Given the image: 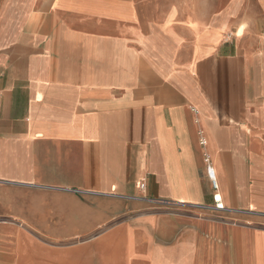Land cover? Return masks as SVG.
Returning a JSON list of instances; mask_svg holds the SVG:
<instances>
[{"label":"crops","instance_id":"1","mask_svg":"<svg viewBox=\"0 0 264 264\" xmlns=\"http://www.w3.org/2000/svg\"><path fill=\"white\" fill-rule=\"evenodd\" d=\"M0 264H264V0H0Z\"/></svg>","mask_w":264,"mask_h":264},{"label":"rangeland","instance_id":"2","mask_svg":"<svg viewBox=\"0 0 264 264\" xmlns=\"http://www.w3.org/2000/svg\"><path fill=\"white\" fill-rule=\"evenodd\" d=\"M17 229V231H15ZM6 234L9 238H15L16 234L17 235H29V234H34L39 237L40 240H43L44 242L50 243L55 240L47 237L42 231L38 230L37 228H6ZM75 241V239H70L67 241L68 242ZM58 244H62V242H54Z\"/></svg>","mask_w":264,"mask_h":264},{"label":"built area","instance_id":"3","mask_svg":"<svg viewBox=\"0 0 264 264\" xmlns=\"http://www.w3.org/2000/svg\"><path fill=\"white\" fill-rule=\"evenodd\" d=\"M204 142H205V141L202 140V143H204ZM207 161H208V159H207ZM208 173H209L210 177L212 178V182H213V186H214V188L217 189V183H216V180H215V178H214V170H213V168H212L210 165L208 166ZM214 200H215L216 202L220 203L221 200H222V198H221V196L218 194V195L215 196ZM218 206H220V207L222 206V207H223V205H221V204H219Z\"/></svg>","mask_w":264,"mask_h":264}]
</instances>
